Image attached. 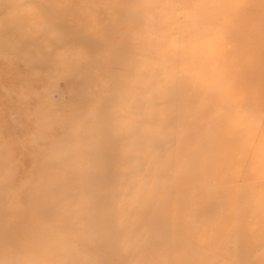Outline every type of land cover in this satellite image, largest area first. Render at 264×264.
<instances>
[{"label":"rangeland","instance_id":"rangeland-1","mask_svg":"<svg viewBox=\"0 0 264 264\" xmlns=\"http://www.w3.org/2000/svg\"><path fill=\"white\" fill-rule=\"evenodd\" d=\"M0 264H264V0H0Z\"/></svg>","mask_w":264,"mask_h":264}]
</instances>
